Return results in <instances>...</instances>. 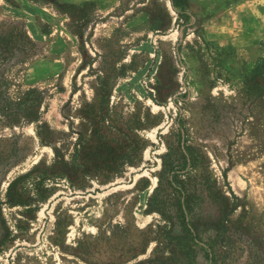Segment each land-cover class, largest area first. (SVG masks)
Instances as JSON below:
<instances>
[{
    "label": "rangeland",
    "instance_id": "obj_1",
    "mask_svg": "<svg viewBox=\"0 0 264 264\" xmlns=\"http://www.w3.org/2000/svg\"><path fill=\"white\" fill-rule=\"evenodd\" d=\"M85 3L84 11L71 8ZM0 26L25 31L35 44L34 55L13 62L5 79L13 99L30 88L45 93L38 125L55 137L67 132L63 107L93 97L89 69L100 68L97 56L106 58L103 68L125 66L111 105L126 117L137 110L157 117L139 133L148 143L141 164L84 192L63 178L29 175L53 162L36 125L0 128V264H87L76 256L80 242L92 263H115L148 227L146 253L127 264L151 257L191 264L168 240V223L148 206L158 189L157 207L177 217L184 201L178 183L187 184L189 206L206 234L224 235L213 257L194 245L195 264H264V93L250 92L244 77L264 59V0H0ZM186 148L203 177L191 180V163L159 183L168 149ZM18 179L15 204L8 205V187ZM100 233L108 240L95 243Z\"/></svg>",
    "mask_w": 264,
    "mask_h": 264
},
{
    "label": "trees",
    "instance_id": "obj_2",
    "mask_svg": "<svg viewBox=\"0 0 264 264\" xmlns=\"http://www.w3.org/2000/svg\"><path fill=\"white\" fill-rule=\"evenodd\" d=\"M40 1L55 2V0ZM172 2L175 4V0ZM88 7H90V3L71 8L77 12L84 11ZM0 28V128L36 125V136L40 144L50 147L53 152V162L50 167L36 166L29 175L38 174L44 177L63 178L72 190L84 192L92 188L93 183L98 186L108 185L121 177L128 167L136 168L141 164L142 153L148 143L139 133L153 125L155 126L157 117L151 115L149 111L141 112L140 110L126 117L117 111L115 106L111 105L114 84L118 79L124 77V65L120 67L110 66L108 69L103 68L101 63H105L106 58L97 56L101 61L100 68L96 72L91 68L89 69L90 73H94L95 76L94 83L90 85L93 97L90 100L82 98L77 107H72L70 103L63 107L62 117L67 122V132H60L55 137V133L45 125H38L45 93L37 88H30L19 93L18 97L13 99L8 92L5 79V73L12 67L13 62H22L34 55L35 44L23 30H17L15 27L8 29L0 26ZM78 35H81L80 32ZM19 56L21 59H17ZM83 66H85V61ZM249 72L244 76L245 84L248 85L247 89L254 92L253 90L257 88L264 93V59H261ZM192 151L193 149L186 148L184 153H175L168 149V153L162 158L159 183L162 175L182 172L191 163L195 166L194 178L191 180L201 179L206 171L201 167L199 159ZM0 164H2L1 160ZM205 179L209 182L207 178ZM20 180L14 181L8 187L6 194L8 205L15 204L13 191ZM178 185L179 189L176 190V193L179 196H184V201L178 205L179 215L177 217L165 214L157 207L158 189L154 191L149 200V211L160 213L169 225V230L166 233L168 240L175 242L181 249H184L189 258L188 262L195 264L193 246L201 244L202 249L207 252L206 256L208 258L213 257L215 256L213 245L221 240L224 235L218 234L212 237L206 234L203 230L204 226H201V215L196 213L197 208L192 210L189 206L187 184L185 186L178 183ZM52 191L53 189H49L47 192L51 193ZM45 193L46 190L38 191V200H44L46 198ZM232 210V208L229 209V212ZM191 211L189 220L187 219V212ZM60 226V223L56 222V229ZM222 227L224 228V225ZM117 228L119 231H125V228ZM150 232L151 228L149 227L139 231L140 241L132 247L130 255L111 264H127L144 255L151 242L148 236ZM112 236H114L113 232ZM98 238L95 243L103 240L104 235L100 233ZM104 239L108 240V238ZM157 249L158 247L154 249V252ZM76 256L87 264H94L88 259L89 248L82 242L78 243ZM136 264H159V262L151 257Z\"/></svg>",
    "mask_w": 264,
    "mask_h": 264
}]
</instances>
